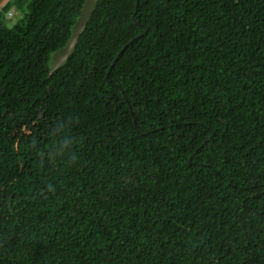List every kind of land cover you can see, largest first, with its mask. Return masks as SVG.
<instances>
[{
    "label": "trees",
    "instance_id": "trees-1",
    "mask_svg": "<svg viewBox=\"0 0 264 264\" xmlns=\"http://www.w3.org/2000/svg\"><path fill=\"white\" fill-rule=\"evenodd\" d=\"M87 1L0 11V264H264V0H99L51 70Z\"/></svg>",
    "mask_w": 264,
    "mask_h": 264
},
{
    "label": "rangeland",
    "instance_id": "rangeland-1",
    "mask_svg": "<svg viewBox=\"0 0 264 264\" xmlns=\"http://www.w3.org/2000/svg\"><path fill=\"white\" fill-rule=\"evenodd\" d=\"M9 1H11V0H3L2 1V3L0 4V11L4 7V5L7 4ZM98 1L99 0H88L86 2L80 17L77 20V23L75 24V26L73 28L72 38H71L70 42L68 43V45L64 49L58 51L57 53H55L52 56V60L50 63L51 70H55V69L59 68L60 66H62L65 63V61L67 60V58L69 57V55L72 53V51L74 50L75 45L77 43V40H78L79 36L81 35V33L83 32L93 10L97 6ZM12 17H13V15L9 14V18L11 19Z\"/></svg>",
    "mask_w": 264,
    "mask_h": 264
}]
</instances>
